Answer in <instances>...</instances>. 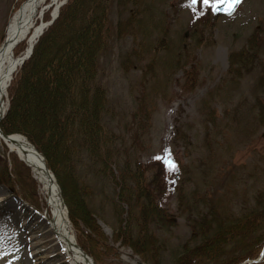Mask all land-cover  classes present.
I'll return each instance as SVG.
<instances>
[{"label": "rangeland", "instance_id": "1", "mask_svg": "<svg viewBox=\"0 0 264 264\" xmlns=\"http://www.w3.org/2000/svg\"><path fill=\"white\" fill-rule=\"evenodd\" d=\"M22 1L0 0V43ZM126 4L124 10L117 0L111 1L110 27L128 16L136 17L139 28L142 22L158 24L161 19L163 31L151 29L144 39L146 45L151 43L148 57L158 62L149 68L145 58L134 65L139 60L130 52L139 39L132 33L111 38L100 59L97 83L108 96L105 119L113 129L121 162L126 159L124 150L129 151L131 164L140 167L146 187L168 212L172 225L155 232L165 245L164 262L170 263L191 237V218L209 215L212 209L240 216L253 208L255 196L264 190V0H241L230 16H214L202 0L194 5L191 0H143L138 9ZM200 17L213 19L198 29L199 44L188 53L184 50L176 70L168 69L161 63L166 56L162 45L176 33L189 34L188 25ZM252 36L260 48L257 58L231 76L229 53L245 48ZM24 47L25 42L18 43L15 54ZM204 98L205 104L200 103ZM211 108L217 115L206 121ZM165 158L175 163L174 171ZM12 159L0 140V264H69L61 255L56 261L42 253L31 255L38 251L30 247L38 237L25 223L29 212L25 203H36V195L35 190L28 194L20 183L17 161ZM77 164L76 174L79 180L84 176L95 218L105 225L101 229L110 239L118 225L114 185L107 175L85 171L84 160ZM93 248L95 264H147L126 246L113 244L108 250L95 241Z\"/></svg>", "mask_w": 264, "mask_h": 264}, {"label": "trees", "instance_id": "2", "mask_svg": "<svg viewBox=\"0 0 264 264\" xmlns=\"http://www.w3.org/2000/svg\"><path fill=\"white\" fill-rule=\"evenodd\" d=\"M111 1L67 0L60 7L57 18L38 38L32 54L7 87L9 104L0 120L1 130L24 135L44 155L68 208L76 241L90 255H95L96 241L99 248L108 250L117 243L129 247L147 264H241L255 258L264 245V190L255 196L253 208L240 216H224L212 209L209 215L191 218L190 239L179 254L172 255L170 263L164 262L165 245L155 231L172 225L168 212L146 187L140 167L131 164L129 151L124 150L126 159L121 162L113 129L105 119L110 110L108 96L97 83L100 59L112 44L111 38L117 40L127 33L139 39L130 52L139 60L134 65L146 58L149 68H154L158 59L148 57L151 43L146 45L144 39L151 29L163 31V26L159 27L162 20L158 24L151 20L149 25L142 22L139 28L136 17L128 16L111 28ZM117 2L124 10L126 2H130L131 9L143 5V0ZM48 18L47 14L44 20ZM210 19L213 17L193 19L188 25L189 34L176 33L175 39L162 43L166 56L161 63L176 70L182 64L184 50L188 53L199 44L198 29ZM259 49L252 36L245 48L231 51L228 73L232 76V72L245 71L246 68L238 69L253 63ZM206 100L200 103L205 104ZM211 115H217L212 108L206 113V121L214 119ZM11 155L17 161L14 164L20 183L32 195L35 182L29 169ZM80 160H84L85 171L107 175L114 185L118 225L110 239L95 218L84 176L79 180L76 174ZM251 264H264V257Z\"/></svg>", "mask_w": 264, "mask_h": 264}, {"label": "bare ground", "instance_id": "3", "mask_svg": "<svg viewBox=\"0 0 264 264\" xmlns=\"http://www.w3.org/2000/svg\"><path fill=\"white\" fill-rule=\"evenodd\" d=\"M62 1L64 0H24L11 14L0 45V111L6 107V88L13 71L44 28L45 13L54 16ZM17 41H24L26 44L19 56L14 53ZM0 140L8 153L15 155L29 169L35 182L36 203H25L29 212L24 217L25 223H29V231L33 232L32 236L38 237L37 242L30 245L38 251H32L31 255L42 253L45 259L51 258L55 261L61 255L62 261L69 264H93L76 247L60 188L54 176L47 171L36 149L16 133L10 139L1 137Z\"/></svg>", "mask_w": 264, "mask_h": 264}, {"label": "water", "instance_id": "4", "mask_svg": "<svg viewBox=\"0 0 264 264\" xmlns=\"http://www.w3.org/2000/svg\"><path fill=\"white\" fill-rule=\"evenodd\" d=\"M64 2H65V1H63V2L61 3V5H62ZM236 7H237V5H236ZM236 7H235V8H236ZM223 9H224V5H218L217 10H216V11H213V12H214L215 15H230V14H227ZM233 12H234V11H233ZM233 12H232V13H233ZM232 13H231V14H232ZM54 18H55V16L52 17V19H51L50 21H48L47 23H45L44 26H48L49 24H51ZM31 52H32V49H30V51H29L26 55H24L23 57L20 58V62H19L20 65L24 62L25 59H27V58L29 57V55L31 54ZM4 114H5V110L0 111V119L3 117ZM11 136H12V135H7V134L3 133V132L1 131V129H0V137L10 139ZM263 137H264V133H263ZM24 138H25V137H24ZM36 151H37V150H36ZM37 152H38L39 156L42 158V160H43V162H44V156L42 155V153L39 152V151H37ZM44 165H45L47 171H48L49 174H50V170L47 168L45 162H44ZM51 174H52V173H51ZM76 247L80 250V252H81L83 255H87L88 258H90V259L92 260L93 264H94V261H93L92 257H90V256L84 251V249H83L81 246L76 245ZM263 256H264V246H263V248H262V250H261L259 256H258L256 259H253V260L247 261L246 263H252V262L260 261V260L262 259Z\"/></svg>", "mask_w": 264, "mask_h": 264}, {"label": "snow or ice", "instance_id": "5", "mask_svg": "<svg viewBox=\"0 0 264 264\" xmlns=\"http://www.w3.org/2000/svg\"><path fill=\"white\" fill-rule=\"evenodd\" d=\"M202 2L205 6L210 5L213 11L217 10L218 5H224L223 10L227 14H231L235 10L236 5L239 4L241 0H202ZM196 3L197 0H191V4L194 5ZM156 159H161V157H156ZM165 164L170 171H174L176 168L175 163L168 158H165Z\"/></svg>", "mask_w": 264, "mask_h": 264}]
</instances>
